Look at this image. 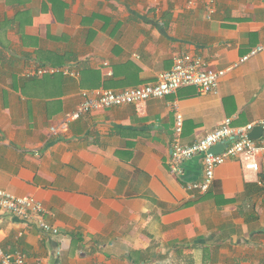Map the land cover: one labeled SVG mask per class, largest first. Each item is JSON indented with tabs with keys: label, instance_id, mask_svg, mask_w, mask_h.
I'll list each match as a JSON object with an SVG mask.
<instances>
[{
	"label": "crops",
	"instance_id": "obj_1",
	"mask_svg": "<svg viewBox=\"0 0 264 264\" xmlns=\"http://www.w3.org/2000/svg\"><path fill=\"white\" fill-rule=\"evenodd\" d=\"M258 47L216 92L182 87L63 127L83 91L154 83L183 52L226 69ZM39 65L78 74L31 77ZM177 111L184 144L264 119V0H221L211 19L184 0H0V189L36 197L60 230L0 209V246L26 264H264V153L226 161L195 198L202 157L183 178L169 170Z\"/></svg>",
	"mask_w": 264,
	"mask_h": 264
},
{
	"label": "built area",
	"instance_id": "obj_2",
	"mask_svg": "<svg viewBox=\"0 0 264 264\" xmlns=\"http://www.w3.org/2000/svg\"><path fill=\"white\" fill-rule=\"evenodd\" d=\"M188 8L202 4L207 19L213 18L217 6L221 0H184ZM263 47L254 49L249 55L226 69H214L207 65L203 56L193 53H179L174 58L173 66L169 70L162 71L154 83L142 86L130 87L116 91L108 88H99L92 91L82 92V101L78 107L69 112L63 127L68 123L81 118L84 114L104 110L110 107L135 105L138 109L141 104L152 98H164L175 94L180 88L194 86L200 93L216 92L221 78L227 71L240 63L247 61L251 56L262 50ZM77 75L78 72L72 66H43L39 65L33 76L43 77L46 75ZM184 117L180 111L176 113L175 133L172 142V152L169 161V170L179 178L184 177L183 164L196 157H202L203 173L196 180H186L185 188L193 197L202 196L211 189L217 167L230 159L241 157H255L264 153V119L257 123H251L244 127L232 126V119L227 118L215 129L191 144L181 141ZM262 127V135L258 139H251L248 133L255 127ZM58 127L53 126L51 131L58 133ZM224 143L226 146L221 152L214 153L211 149ZM255 170L259 169L258 162L251 164ZM0 209L17 215L27 220L31 225L37 226L43 232L57 234L60 230L45 219L46 209L43 203L32 195L20 196L12 192L0 189ZM0 264H26V255L22 251L8 252L0 246Z\"/></svg>",
	"mask_w": 264,
	"mask_h": 264
},
{
	"label": "water",
	"instance_id": "obj_3",
	"mask_svg": "<svg viewBox=\"0 0 264 264\" xmlns=\"http://www.w3.org/2000/svg\"><path fill=\"white\" fill-rule=\"evenodd\" d=\"M262 127L261 126H255L249 133H248V137L251 138V139H258L261 137L262 135ZM226 146V144L224 143H220L216 146H214L212 149H211V152H214V153H218V152H221L224 147Z\"/></svg>",
	"mask_w": 264,
	"mask_h": 264
},
{
	"label": "trees",
	"instance_id": "obj_4",
	"mask_svg": "<svg viewBox=\"0 0 264 264\" xmlns=\"http://www.w3.org/2000/svg\"><path fill=\"white\" fill-rule=\"evenodd\" d=\"M260 179H261V181H264V175H261ZM250 189H251V185L247 183L246 184V192H250L251 191ZM258 190H259V188H258ZM260 191L264 192V186L262 188H260Z\"/></svg>",
	"mask_w": 264,
	"mask_h": 264
}]
</instances>
